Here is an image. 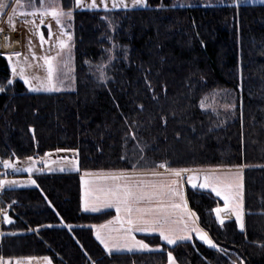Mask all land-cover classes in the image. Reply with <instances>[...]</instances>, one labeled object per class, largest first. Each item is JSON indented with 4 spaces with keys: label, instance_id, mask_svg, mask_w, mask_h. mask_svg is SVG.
I'll list each match as a JSON object with an SVG mask.
<instances>
[{
    "label": "trees",
    "instance_id": "obj_1",
    "mask_svg": "<svg viewBox=\"0 0 264 264\" xmlns=\"http://www.w3.org/2000/svg\"><path fill=\"white\" fill-rule=\"evenodd\" d=\"M146 2L149 7L76 11L74 90L30 92L16 79L0 93V161L37 159L57 149L77 152L75 169L36 172L39 187L0 191V207L13 220L2 222L1 232L17 233L0 237V257L166 264L171 251L177 264H231L237 257L244 264H264V3ZM62 3L71 7V0ZM113 43L118 47L111 55L120 58L111 60L106 72L111 79L102 83L94 66L109 64L105 49ZM8 78L7 59L0 55V84ZM233 103L236 108L225 111ZM138 160L141 170L161 163L171 169L244 166V232L234 219L220 225L213 196L186 188L200 226L227 255L195 238L171 246L157 235L140 238L158 245L159 252L103 250L87 226L115 212L81 210L80 175L130 170ZM65 223L74 226L71 231Z\"/></svg>",
    "mask_w": 264,
    "mask_h": 264
},
{
    "label": "snow or ice",
    "instance_id": "obj_2",
    "mask_svg": "<svg viewBox=\"0 0 264 264\" xmlns=\"http://www.w3.org/2000/svg\"><path fill=\"white\" fill-rule=\"evenodd\" d=\"M239 3V0H234ZM264 3V0H261ZM17 7H27L30 11H23L20 16L25 17L24 23L31 26L39 33L41 25H44L46 19L51 17L59 27L60 36L57 37V50L54 55H44L40 58L36 53L29 49L31 59H42L45 75H29L27 69L33 65L30 63L29 55H24L19 51L14 50L13 45L9 43V37L5 35L3 42L0 43V48L13 49L8 53L0 52V55H5L8 66L11 68V77L6 80V83L0 84V93L6 92L9 86H12L18 77L27 86L30 92H61L69 90V87L75 83V68L73 65V47L75 13L77 10H94L103 7L109 9L108 0H71V7H64L62 0H27L26 4H21V0H15ZM164 7L163 4L159 5ZM136 8L149 7L146 0H131V4L127 0H111V8ZM11 8V14L7 15V22L15 30L14 17L17 8L12 7L11 0H0V16L8 13ZM31 19H28V18ZM105 20L109 27L115 31V26L107 16L101 17ZM37 20L39 23H37ZM49 36L53 35L51 25H48ZM0 33L3 29L0 28ZM109 40L113 38L108 37ZM41 42H45L44 35L40 33ZM18 43V41L16 42ZM118 46L113 43L111 48L105 49L109 55V64L95 65L93 75L97 80L106 83L110 77L107 76V68L110 66L111 60L120 58L118 55H111ZM123 58L127 59L125 55ZM90 70L92 65L89 61ZM200 107L206 108L204 99L200 101ZM225 111H231L236 108L235 103L226 104L223 106ZM213 111L216 109L213 107ZM134 138V136H133ZM127 139V138H126ZM57 151H66L57 149ZM143 151V149H141ZM50 156V153H46ZM30 165L26 168H21L12 163L10 159L2 160L5 169L11 168L13 172H43V168H36L33 157H28ZM122 159L130 158L122 157ZM144 158L141 157L140 160ZM140 160L132 164L130 170H117L104 172L95 175V179L85 182V192L83 199V210L85 212H100L103 209L114 208L116 215L112 219L99 225H88L87 227L94 230V235L97 241L103 246L105 251L112 255L134 252H159V247L152 248L142 239H137L136 233H158L161 240L167 245L178 246L180 243L191 241L193 233L197 238L206 244L208 247L217 249L219 252L228 254L227 250L220 248L202 229L197 221L198 217L194 211L188 206V201L185 192L182 188V177L187 175V183L191 185L194 191H204L210 189L217 197L223 199V207L217 206L212 211L216 213V219L220 225H224L225 219L235 217V221L241 232L245 231L244 223V192H243V175L242 169L244 166H236L235 172L217 173L215 170H196V169H171L166 163H161L156 168L165 169L163 172L155 169L150 172H145L140 168ZM44 167L49 172L57 169L50 164H66L68 168L60 167L58 170L63 172L70 170L75 166L76 161L61 159L60 161H41ZM87 175V173H86ZM83 180V177H81ZM198 181H201L197 183ZM34 185L39 187L36 180L29 179L26 181L0 179V190L12 188L14 186ZM15 203V202H13ZM51 203V202H49ZM223 213V215H221ZM58 214V213H57ZM0 215L3 217V222L12 224L13 220L5 209L0 208ZM61 223H64L61 219ZM42 227H54V225H45ZM69 231L74 227L71 224H64ZM84 227V226H80ZM31 230V229H30ZM4 235H17L16 232L4 233L0 232V237ZM79 243V241H77ZM264 246V245H262ZM169 264H176L171 251L167 252ZM32 257L26 258L31 261ZM48 264H51L49 257H44ZM0 264H11V261H5L0 257ZM15 264H26L25 259H17ZM95 264V262H93ZM231 264H244L239 257L232 260Z\"/></svg>",
    "mask_w": 264,
    "mask_h": 264
},
{
    "label": "rangeland",
    "instance_id": "obj_3",
    "mask_svg": "<svg viewBox=\"0 0 264 264\" xmlns=\"http://www.w3.org/2000/svg\"><path fill=\"white\" fill-rule=\"evenodd\" d=\"M231 1L232 0H173V4L174 5L177 4L179 6H189V5H192L194 3L199 4V5H209V4L231 3ZM38 2H39V0H36L37 4H38ZM89 2H90V0H89ZM97 2L99 3V0H97ZM26 3H27V0H21V4H26ZM108 3H109V7H111L109 0H108ZM11 4H12V7L17 8L16 15L14 17V25H15V28H17L21 32V48H20L19 52H21L24 55H29L30 63L33 65L32 67L27 69L28 74L29 75H39V76L43 77L46 74L45 70L42 66L43 60L42 59L32 60L31 59V53H30L29 49L31 48V50L36 53V56L38 58H40L44 55H54L56 50H57V37L60 36L59 27L56 25L55 21L51 17H48L46 19L45 24L40 26L39 33H38L34 29H32L30 25L24 23L25 17L20 16L21 12L30 11V9L27 7H17L15 4V0H11ZM242 4H244V3H242ZM101 8L102 7L98 8V9L105 10V9H101ZM108 10H114V9H108ZM8 14H11V8L8 9L7 14L0 16V19H1L0 28L11 30L12 28L10 27V25L7 22V15ZM28 19H31V18L29 17ZM37 23H39L38 20H37ZM48 25H51V31L53 33V35L51 37L49 36ZM40 33H42L44 35V38H45V42H43V43L40 40ZM2 34L5 35L6 33H2ZM73 65H74V55H73ZM8 67L10 70V77H11V68H10V66H8ZM16 79L23 83V81L20 80L18 77ZM24 86L27 88L26 85H24ZM65 87L69 89L66 91H72L75 88V83L73 85H71L70 87L66 84ZM44 93H47V92H44ZM32 131H33L35 138H37V129H32ZM62 150H66V151L52 150V151L47 152V153L51 154L50 156L44 155V156H40L37 159H33L34 162H37L35 164V167L41 168L43 166V169L48 171L47 168L44 167V164L41 162L42 159L47 160L49 162L53 161V160L60 161L61 159H66V160H71V161L77 160V152L75 150H73V149L72 150L62 149ZM29 165H30V162L23 163V168H26ZM50 166L57 169V170L60 167L68 168V166L66 164H60V163L50 164ZM75 167H76V165L73 166L72 168H75ZM217 167L236 168V166H231V167L217 166ZM4 169H5L4 166L1 165L0 179L20 180V181H26V182L29 179H33V177L28 172H21V174H19V173L13 172V170L11 168L6 169L10 173V174L6 175ZM157 169L158 168H156L155 170H157ZM179 169H189V168H179ZM164 170L165 169H160L159 171L163 172ZM243 170H244V167H243ZM110 171H117V170H95V171L83 172L80 175V183H81V177L82 176H89L88 178H91V176H95L93 174H100V173L110 172ZM143 171L150 172L151 170H143ZM86 173H87V175H86ZM18 176H21L22 178H18ZM88 181H90V179ZM28 186H32V185L29 184ZM14 187H18V186H14ZM19 187H27V186L20 185ZM2 209H5L7 212L6 208H2ZM7 215H8V213H7ZM114 216H115V214H114ZM2 222H3V217H2V215H0V226H1ZM44 257H48V256L32 257L34 259H32L31 261L26 260V258H28V257H26V258H4V260L5 261L10 260L11 264H15L17 259H25L26 264H48V261H45ZM51 264H53V263L51 262Z\"/></svg>",
    "mask_w": 264,
    "mask_h": 264
},
{
    "label": "crops",
    "instance_id": "obj_4",
    "mask_svg": "<svg viewBox=\"0 0 264 264\" xmlns=\"http://www.w3.org/2000/svg\"><path fill=\"white\" fill-rule=\"evenodd\" d=\"M109 2H110V4H111V1L109 0ZM127 2L129 3V4H131V0H127ZM231 3H233L234 5H239V4H242V3H244V4H246V3H261V0H239V3L237 4V3H235L234 2V0H232L231 1ZM129 8H132V7H129ZM101 9H104L103 7L101 8ZM109 9H113V8H111V7H109ZM115 9H121V8H115ZM95 10H100V9H95ZM0 21H1V19H0ZM1 25V24H0ZM3 33H6L5 35H7L10 39H9V43H11L12 45H13V48H14V50H16V51H19L20 50V48H21V32L17 29V28H15V30L13 31L12 29L11 30H7V29H3ZM4 34H2V33H0V43H2L3 42V37L5 36ZM18 41V43H16ZM11 50H13V49H10V48H0V52H3V53H8V52H10ZM3 56H5V55H3ZM34 161V160H33ZM29 161H28V159H23V160H13L12 161V163H14V164H16L17 166H19V167H21V168H23V163H28ZM37 162H35V164H36ZM1 165H3V164H1ZM41 166V165H40ZM41 168H43V166L41 167ZM73 169H75V168H71L70 170H73ZM160 169H162V168H158L157 170L159 171ZM189 169H196V170H215L217 173H221V174H223V173H228V172H235L237 169L236 168H223V167H217V166H203V167H194V168H189ZM4 171H7L6 169H4ZM162 172V171H161ZM17 173V172H16ZM19 174H21V172H18ZM30 174V173H29ZM33 174H36V172H33V173H31L30 175L33 177ZM187 173L186 174H184V176L182 177V188H183V190H184V192H185V196H186V188H190V189H192V187H191V185L190 184H188L187 183ZM242 175H243V169H242ZM83 177V180L81 179V183H80V207H81V210L83 211V212H85L84 210H83V199H84V192H85V182H87L89 179L90 180H93V179H95V176H91V178H88L89 176H82ZM18 178H22L21 176H18ZM199 182H201V181H198L197 183H199ZM19 187V186H18ZM193 190V189H192ZM1 191V190H0ZM199 191V190H198ZM201 192H204V193H207V194H209V195H211V196H213L217 201H218V203H219V205L218 206H220V207H223V199L221 198V197H217L216 195H215V193L214 192H211V190L210 189H208V190H204V191H201ZM187 199V198H186ZM189 206V205H188ZM190 208V207H189ZM110 209H112V210H114L115 211V209L114 208H110ZM191 209V208H190ZM103 210H107V209H103ZM192 210V209H191ZM193 211V210H192ZM88 213H93V212H88ZM115 215H116V211H115ZM221 215H223V213L221 214ZM110 219H112V218H110ZM110 219H108V220H110ZM231 219H234V221H235V217L233 216V217H231ZM108 220H106V221H108ZM106 221H104V222H102V223H105ZM102 223H99V224H102ZM197 223H198V225L200 226V224H199V222L197 221ZM235 223H236V221H235ZM99 224H96V225H99ZM236 226H237V228L239 229V227H238V225H237V223H236ZM201 227V226H200ZM202 228V227H201ZM203 229V228H202ZM240 230V229H239ZM0 231H1V229H0ZM205 231V230H204ZM93 235H94V230H93ZM141 235H157L158 237H159V234L158 233H143V232H141V233H136L135 234V236H136V238L137 239H141L140 238V236ZM210 237V236H209ZM94 238H95V235H94ZM193 238H195V239H197V240H199L198 238H197V236L195 235V233H193V236H192V239ZM96 239V238H95ZM159 239H160V237H159ZM143 240V239H142ZM161 240V239H160ZM97 241V240H96ZM163 243H165L166 244V242L165 241H163V240H161ZM200 241V240H199ZM98 243H99V241H97ZM200 242H202V241H200ZM203 243V242H202ZM100 244V243H99ZM148 244V243H147ZM100 246L103 248V246L100 244ZM150 247H152V248H156V247H159L158 245H150ZM103 250L105 251V249L103 248ZM106 252V251H105ZM144 252H148V251H144ZM107 253V252H106ZM176 262V261H175ZM166 264H169V262H168V257H167V262H166ZM176 264H177V262H176Z\"/></svg>",
    "mask_w": 264,
    "mask_h": 264
},
{
    "label": "built area",
    "instance_id": "obj_5",
    "mask_svg": "<svg viewBox=\"0 0 264 264\" xmlns=\"http://www.w3.org/2000/svg\"><path fill=\"white\" fill-rule=\"evenodd\" d=\"M5 174L7 175V174H10L9 172H5Z\"/></svg>",
    "mask_w": 264,
    "mask_h": 264
}]
</instances>
